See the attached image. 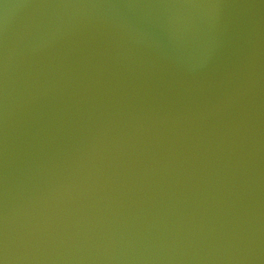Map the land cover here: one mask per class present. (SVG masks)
<instances>
[{
  "label": "water",
  "instance_id": "water-1",
  "mask_svg": "<svg viewBox=\"0 0 264 264\" xmlns=\"http://www.w3.org/2000/svg\"><path fill=\"white\" fill-rule=\"evenodd\" d=\"M0 264H264V0H0Z\"/></svg>",
  "mask_w": 264,
  "mask_h": 264
}]
</instances>
